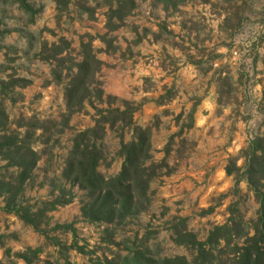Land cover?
Here are the masks:
<instances>
[{
    "label": "rangeland",
    "instance_id": "374dc122",
    "mask_svg": "<svg viewBox=\"0 0 264 264\" xmlns=\"http://www.w3.org/2000/svg\"><path fill=\"white\" fill-rule=\"evenodd\" d=\"M26 1L36 11L32 23L15 0H0V85L26 83L0 94L8 116L0 139L33 134L28 146L38 160L16 199L0 193L1 264H123L135 256L193 264L195 251L178 234L205 242L213 228L239 223L252 236L259 204L243 152L264 138V0H131L135 9L114 19V31L107 0H66L62 11L57 0ZM87 42L102 62L94 87L103 103L91 99L69 115L64 92ZM54 46L65 50L62 62L39 59H52ZM127 107L134 124L151 131L145 167L154 178L129 216L91 222L81 212L88 194L62 175L68 153L98 112ZM119 134L106 127L97 141L104 178L121 170ZM131 136L126 130L124 142ZM17 175L0 160V183L15 187ZM12 206L30 208L32 222ZM242 244L215 246L216 263L231 264L230 250Z\"/></svg>",
    "mask_w": 264,
    "mask_h": 264
},
{
    "label": "trees",
    "instance_id": "16d2710c",
    "mask_svg": "<svg viewBox=\"0 0 264 264\" xmlns=\"http://www.w3.org/2000/svg\"><path fill=\"white\" fill-rule=\"evenodd\" d=\"M15 1L28 21L32 23L36 11L27 4L26 0ZM67 5L66 0H57L60 11L65 9ZM107 5L110 13L108 18L109 31L115 30L114 27H110L114 19L122 20L135 9V4L131 0H107ZM4 35L5 33L0 31V39ZM99 38L106 43L105 37ZM56 48L59 47H53L54 57L52 59L44 57L43 54L40 55L39 59L46 63L51 60L62 62L64 58H59V56L65 50ZM108 48L113 51L117 50L111 43L108 44ZM101 67L102 62L96 58L91 43L83 44L82 61L74 65L76 73L73 74L64 92L65 107L69 115L80 111L84 103L91 99L97 100L99 104L103 103L102 91L94 87L97 85L94 82V77ZM69 71L71 72L72 68ZM53 73L56 74V71ZM55 78L58 84L59 79ZM25 86L26 83L23 80L3 82L0 85V94L5 97L10 90ZM98 113L95 125L78 133L74 138L62 175L67 182L86 191L90 198V202L81 208L82 216L91 222H106L113 219L115 215L120 219L129 216L128 211L134 202L136 200L143 201L146 198L149 184L154 178L155 169L145 167V163L149 159L151 131L134 124L133 108L127 107L123 111L106 109ZM7 125L8 116L3 105L0 104V130L5 131ZM106 127L110 130L120 129L119 156L122 158V165L118 175L111 178H104L97 172L98 165L104 159L97 141L106 134ZM126 130L130 131L132 135L129 142H124ZM25 137L20 138L17 133H11L3 135L0 139V160L6 161L8 167L18 169L15 187L7 183H0V193L9 195L11 201L16 199L24 184L31 178L38 160L36 153L28 146L33 134L27 132ZM243 154L245 158L243 175L259 204V215L254 223L253 235L248 236L244 233L239 223L213 228L205 242H197L189 236L178 234L187 245L194 249L196 257L193 264H222L216 263L213 248L221 242H225L226 247L230 248L233 239L243 240V244L241 247L234 245L230 250L234 255L231 264H264V138L253 139ZM237 170L236 166L233 165L232 169L226 168V174L231 176ZM9 211L26 223H31L35 217L30 208L12 206ZM27 253L36 255L35 252L31 251ZM27 253L21 257L23 260H26ZM143 259L141 256L126 258L123 264H156L151 259H144L142 262ZM179 262L181 259L165 261V264H179Z\"/></svg>",
    "mask_w": 264,
    "mask_h": 264
}]
</instances>
